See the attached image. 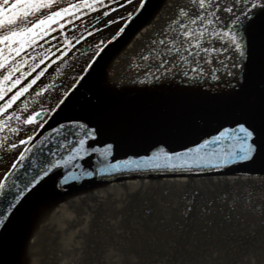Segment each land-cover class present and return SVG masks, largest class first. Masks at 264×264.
<instances>
[{"label":"water","instance_id":"1","mask_svg":"<svg viewBox=\"0 0 264 264\" xmlns=\"http://www.w3.org/2000/svg\"><path fill=\"white\" fill-rule=\"evenodd\" d=\"M102 1L87 3L94 6ZM163 1L139 4L98 50L1 180L5 188L0 190V264H264L256 231L264 224V184L251 183L264 180V148L252 161L220 167L191 162L171 169L163 158L145 162L159 148L170 155L196 148L237 122L259 126L264 113L259 31L241 30L246 57L240 58L221 40L207 66L222 61L219 69L224 71L230 63L232 68L241 65L231 69L234 77L215 70L218 79L206 77L205 84L177 69L144 83V88L106 89L104 94L97 85L108 63ZM83 4L84 0L55 21L86 9ZM80 139L85 140V151L75 154L72 149L79 148ZM107 145L112 148L102 152ZM213 147L209 144L201 153ZM73 155L75 159L63 163ZM129 159L133 163L125 165ZM57 162L60 167L53 168ZM239 188L252 226L241 222L226 233L232 238L248 234L247 239L257 243L220 247L213 235L194 231L183 252L172 253L182 236L179 232L184 231L176 226L185 215L183 206L195 208L192 217L198 215L200 200L212 194L220 201L222 191ZM150 210L153 214L148 216ZM197 222L207 226L214 219Z\"/></svg>","mask_w":264,"mask_h":264},{"label":"snow or ice","instance_id":"2","mask_svg":"<svg viewBox=\"0 0 264 264\" xmlns=\"http://www.w3.org/2000/svg\"><path fill=\"white\" fill-rule=\"evenodd\" d=\"M193 3L198 4L199 9H205L207 7H212V0H192ZM251 0H234L232 7L222 8L223 12L232 13L235 15V19H232L231 16L228 17L231 20V24H224V28L228 29L222 32L213 31L212 35L218 37L220 40H223L226 45L230 44L234 48L235 52L239 54L240 58L247 56V45H246V36H241V30L245 33L248 32L249 28L257 29L262 37V44L259 51L261 68L264 70V0H255L251 2V8L247 9V4ZM52 0H16L15 3L9 4L8 0H3V4L0 5V27L10 26L13 30L8 31L4 36L0 37V41L6 42L11 46L12 42L19 44V47L14 50L19 53L22 48L29 43L34 41L35 37L40 35L41 32L47 31V26L53 23L57 18L62 14H66L72 8H78L81 5H70L68 8H62L60 11L53 12L51 15L45 16L42 19H39L36 23L32 24L31 27H21L19 30H15V26L19 21L25 20L30 14H35L43 8L50 7ZM144 0H141V6H143ZM244 7H240V5ZM84 7L92 8L93 5L87 3V0H84ZM220 7V5H216ZM234 8H239V15H236ZM107 14V13H105ZM180 16H186L187 13L181 9L179 12ZM210 15H214L211 14ZM219 20L224 19L222 16L216 17ZM204 20L202 15H197L196 19L191 20L192 24H196V20ZM208 24H212V20H207ZM181 28L184 27L183 23L180 25ZM207 29L196 33L194 30H186L183 32V36L190 39H197V36H203ZM161 44L164 43L163 40L160 41ZM199 40L197 39L196 47H199ZM204 51H211V49H204ZM199 55V53H196ZM143 59L147 61L148 56H144ZM180 60L186 62L185 57H180ZM167 61L164 62L162 67L167 68ZM234 68H239L241 65H233ZM150 68L147 70L150 72ZM160 69L157 68L156 71ZM192 72H203L202 67H194L190 69ZM215 72V70H214ZM228 76H235V72L228 70ZM212 80H217L218 76L213 74ZM8 79V77H5ZM33 83L35 81H32ZM18 83V81H17ZM27 91V88H22L20 92L17 93V96L21 95L23 92ZM16 96L12 97V100H15ZM11 103V102H9ZM32 118L29 117L25 123H31ZM84 127V125H80ZM24 143V141H21ZM79 148L72 149V152L78 154L81 151H85L84 145L85 140L80 139L78 141ZM209 144L214 145L213 149L210 152L201 153V149L206 148ZM14 147V146H13ZM112 148V145H107L102 152H108ZM264 148V113L261 114V123L259 126L254 124H249L247 122H237L235 127H227L218 131V134L212 136L210 140H204L203 143L199 144L196 148H189L186 152H174L171 155L166 152L163 148L157 149L154 151L150 157L146 158L145 162H151L154 160H160L163 158L166 161V167L171 169L182 168L185 164L195 162L196 164H202L204 166L220 167L227 163L235 162H248L252 161L257 154ZM92 151H96L92 149ZM76 156H70L63 163L75 159ZM173 161H179V163H172ZM133 161L131 159L124 161L125 165L131 164ZM53 168H59L60 162H57L52 165ZM111 167L115 168L116 165ZM154 167H160L159 164L154 165ZM92 175L91 172L87 173ZM47 175V173H45ZM72 175V174H69ZM75 179L74 175L72 176ZM68 177H64V180L67 181ZM5 188L4 183H0V190ZM0 223H3L0 220Z\"/></svg>","mask_w":264,"mask_h":264},{"label":"bare ground","instance_id":"3","mask_svg":"<svg viewBox=\"0 0 264 264\" xmlns=\"http://www.w3.org/2000/svg\"><path fill=\"white\" fill-rule=\"evenodd\" d=\"M251 2H255V0H251ZM251 2L247 4L246 10L251 8ZM233 4L234 0H212V7L199 9L198 4L193 3L192 0H164L148 23L108 63L104 77L99 82L100 84H97L98 87L104 94L107 92L106 89L128 90L135 86L144 88L146 86L142 85L152 80L149 79L148 73L155 71L156 74L163 72L164 75H168L178 70L188 74L189 77H199L207 84L214 74L207 66L213 60L221 42L212 33L213 31L228 30L224 28V24L230 25L231 20L228 17L231 16L232 19H235V15L223 12L221 9L232 7ZM216 5H220V7ZM240 7H244V5L242 4ZM181 9L187 13L186 16L179 15ZM234 12L239 15V8H234ZM210 13L214 15H210ZM197 15H202L204 20L197 19L196 24H192L190 21L196 19ZM220 16L224 19L216 18ZM207 20H212L213 23L208 24ZM181 23L184 25L183 28L180 27ZM204 29H207L205 34L197 36L199 47H196L197 39L183 36V32L186 30H194L199 33ZM161 40L164 41L163 44L160 43ZM204 49H211V51H204ZM144 56H148L149 59L145 61ZM180 57H185L186 62L181 61ZM165 61L168 62L166 69L161 66ZM196 62L205 64V68L208 70L206 75L208 80L202 72L190 70L198 67ZM149 68L153 70L147 71ZM157 68L160 70L156 71Z\"/></svg>","mask_w":264,"mask_h":264},{"label":"flooded vegetation","instance_id":"4","mask_svg":"<svg viewBox=\"0 0 264 264\" xmlns=\"http://www.w3.org/2000/svg\"><path fill=\"white\" fill-rule=\"evenodd\" d=\"M78 1L79 0H52L50 7L43 8L35 14H30L27 18H25V20L19 21L15 26V30H19V28L21 27H31V25L36 23L39 19L51 15V13L57 12L63 7L68 6L72 3H77ZM8 2L9 4L15 3L16 0H8ZM2 4L3 0H0V5ZM60 25L61 23H53L47 26L46 32H41L40 35L35 37L34 41H30L29 43H27L19 53L14 50L15 48L19 47V44L12 42L11 46H9L6 42L0 41V63H13L20 60L19 62L21 64V66L13 73L16 74V72H18L19 70L21 73L19 79L16 80L15 83L7 89L5 94H7L9 90H14L20 83L28 80L36 69L41 68V70L33 78H31V80H29L19 90H16L14 96H16L15 100H17V93L20 92L22 88H27V91H29L37 82H39L41 77L49 69L54 67V64L57 63V60L64 58L68 54L69 51L64 50L62 52L63 54L61 53L62 55L60 54L55 59H51L54 54L58 55L62 49L58 42H53V44H46L50 41V39L46 38L48 36L47 34H49L53 30L56 33ZM10 30H13V28L10 26L0 27V37L4 36ZM55 39L56 34L54 35V38L51 39V41H54ZM33 49L36 50L35 54H32V56H28L29 52ZM92 52L93 49L88 45H83L80 49L73 51L68 66H66L65 64H61L60 66L55 68V71L52 72L53 77L51 81H42L39 89L36 92V96L31 97L27 100L26 108H12L8 111L5 119H0V166L2 167L0 169V178L4 175L9 165L12 164L13 160L21 153L30 135H32L33 132L36 131L42 121L46 118V113H49V111L45 109L46 107H43L44 104H48L53 99L60 96L62 97L67 92L73 82L69 87L65 89L64 78L69 76L68 74H70L73 70H77L79 66L77 65V63L79 61L81 62L85 55ZM32 81L35 82L33 83ZM24 93L25 92H23L22 94ZM15 100H12L11 98L9 101L11 103L8 102L3 108H0V112L10 108ZM34 107L35 111H33L32 114L26 118V114L29 111L28 108L30 109ZM38 112L43 114L41 118L31 123H25V121L28 120L29 117ZM36 123L39 124L37 125L36 129L30 134L29 127ZM21 141H24V143H21ZM8 162H10L11 164H8Z\"/></svg>","mask_w":264,"mask_h":264},{"label":"rangeland","instance_id":"5","mask_svg":"<svg viewBox=\"0 0 264 264\" xmlns=\"http://www.w3.org/2000/svg\"><path fill=\"white\" fill-rule=\"evenodd\" d=\"M140 1L141 0H114L112 2L113 8L107 7V9H104L102 11H93L91 13L84 14L79 19L73 18L71 20H67L58 27L56 33L53 30L49 34H47L48 36L46 38L50 39V41L52 38H54L55 34L56 39L51 42L49 41L46 44H53V42H58L62 49L58 55L54 54L51 59H55L64 50L69 51L68 54L64 58L57 60V63L54 64V67L49 69L41 77L39 82H37L29 91H25L24 94L18 96L17 100L13 102V105L10 108L1 111L0 119H5L8 111L12 108H26L27 100L31 97L36 96V92L39 89L42 81H51L53 77L52 72H54L55 68H57L61 64H65L66 66H68L73 51L80 49L83 45H88L90 48L97 50L109 37H111L115 33V31L123 23V21L134 12ZM104 13L107 14L105 16H102ZM110 21L113 22L110 23ZM35 51V49L30 51L28 56H32V54H35ZM92 55L93 53L85 55V57H83V60L77 63V65H79L77 70H73L70 74H68L69 76L64 78L65 89L71 85L75 77L82 70V66L90 59ZM19 61L13 63H0V108H3L10 101V99L15 95L14 93L16 92V90H19L21 87H23L41 70V68L36 69L28 80L20 83L14 90H9L7 94H5L7 89L11 87L21 75L19 70L18 72H16V74H13L21 66ZM196 64L201 65L205 68V64H200L197 62ZM220 65L221 61H218L215 64L216 67H220ZM5 77H8V79H5ZM60 98L61 96L53 99L48 104H44L43 107H46L45 109L47 111H51ZM28 110L29 111L26 114V118L31 115L33 111H35V107L30 109L28 108ZM38 124L39 123H36L29 127L30 134L36 129ZM9 163L10 162H8V164ZM1 168L2 167L0 166V169Z\"/></svg>","mask_w":264,"mask_h":264}]
</instances>
